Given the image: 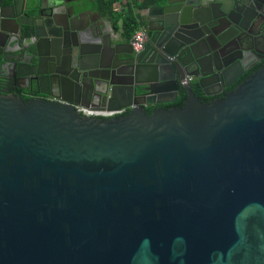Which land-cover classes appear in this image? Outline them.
<instances>
[{
	"label": "water",
	"instance_id": "95a60500",
	"mask_svg": "<svg viewBox=\"0 0 264 264\" xmlns=\"http://www.w3.org/2000/svg\"><path fill=\"white\" fill-rule=\"evenodd\" d=\"M256 4L165 0L138 53L76 0L0 10L12 77L47 97L0 95V264H264V68L211 104L186 81L220 86Z\"/></svg>",
	"mask_w": 264,
	"mask_h": 264
},
{
	"label": "flooded vegetation",
	"instance_id": "af4514ba",
	"mask_svg": "<svg viewBox=\"0 0 264 264\" xmlns=\"http://www.w3.org/2000/svg\"><path fill=\"white\" fill-rule=\"evenodd\" d=\"M29 2L30 0H0V10L2 9L4 14H10V6L15 4L17 11L21 13L22 11L24 12ZM253 10H260L264 14V5L261 6L256 4L249 12L248 20L251 19V14L256 12H253ZM13 28L14 27L11 25L10 29ZM142 28L146 29V24H143ZM230 36L231 38L227 39L228 41L225 44V51H229L230 56L221 61L220 67H222L223 76H220L218 80H216L220 82V86L215 85L206 88L204 92L196 81L193 79L190 81L191 78H186L195 97L204 104H211L223 99L227 94L234 92L252 74L264 68V18L262 21H257L251 28L247 27L245 41H243V39H238L234 30ZM4 39L5 37L0 35V43L4 42ZM11 49L17 50L18 46L15 45ZM14 56H17V53H10L0 49V95H4L6 92L10 91L12 95L16 97L20 96L23 101H28L30 99H47V97L40 94L37 89L31 88L30 82H28L27 79H15L12 77L14 68L12 61ZM237 63L241 65V73L231 85L223 87L224 80L226 79L225 82L229 81L233 73L237 71ZM206 93L213 95L207 96ZM182 95H185V92L179 91L176 100L172 104H175ZM120 116L122 115L114 117Z\"/></svg>",
	"mask_w": 264,
	"mask_h": 264
},
{
	"label": "trees",
	"instance_id": "16d2710c",
	"mask_svg": "<svg viewBox=\"0 0 264 264\" xmlns=\"http://www.w3.org/2000/svg\"><path fill=\"white\" fill-rule=\"evenodd\" d=\"M94 8L101 12L103 15H108L113 19L114 23H120L121 34L127 42L131 40L133 34L142 27L136 11L146 10L152 6H162L165 0H130L124 5V10L121 14H115L113 6L120 2V0H92ZM185 95H182L179 100L172 105H160L156 107H149L146 109V114L149 116L156 108H171L182 107L185 102ZM126 113L122 114L125 115Z\"/></svg>",
	"mask_w": 264,
	"mask_h": 264
},
{
	"label": "crops",
	"instance_id": "0c3cea01",
	"mask_svg": "<svg viewBox=\"0 0 264 264\" xmlns=\"http://www.w3.org/2000/svg\"><path fill=\"white\" fill-rule=\"evenodd\" d=\"M67 1H73V0H67ZM127 1L130 0H120L119 3L115 4L113 6V9L115 11V14H121L124 10V5ZM76 2L83 7V11H88V13L90 14V17L93 20H100V23H102L109 32H113L116 34L117 37H119L122 42H126L121 34V25L120 23H114L113 19H111L108 15H103L101 14L100 11H98L97 9L94 8V3L92 0H76ZM145 10L142 11H136V14L139 17V21H140V16L142 14H144ZM129 42V41H127ZM126 42V43H127ZM125 43V44H126Z\"/></svg>",
	"mask_w": 264,
	"mask_h": 264
},
{
	"label": "built area",
	"instance_id": "2783aa9c",
	"mask_svg": "<svg viewBox=\"0 0 264 264\" xmlns=\"http://www.w3.org/2000/svg\"><path fill=\"white\" fill-rule=\"evenodd\" d=\"M133 43L132 48L134 52H140L144 49L145 43L147 41V35L145 29L142 27L137 30L133 36L131 37ZM77 112L87 116V117H107L111 118L114 116L122 115L126 113L125 110H121L118 112H107L102 110H96V109H90V108H84V107H76Z\"/></svg>",
	"mask_w": 264,
	"mask_h": 264
}]
</instances>
